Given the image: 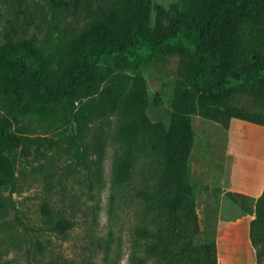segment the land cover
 <instances>
[{"label": "trees", "instance_id": "obj_1", "mask_svg": "<svg viewBox=\"0 0 264 264\" xmlns=\"http://www.w3.org/2000/svg\"><path fill=\"white\" fill-rule=\"evenodd\" d=\"M6 1L13 3L0 0ZM46 2L51 12L47 34L39 40L12 38L16 43L0 50V189L15 186L20 156L44 155L62 142L86 159L89 127L119 114L123 148L116 157V182L131 177L137 153L161 155L156 185L145 192L161 223L158 232L141 230L152 239L148 249L174 262L177 229L187 233L189 250L179 254L195 264H218L216 241L192 246L200 230L189 166L196 136L192 114L225 130L233 117L264 125V113L235 104L241 93L264 100V0H177L170 11L154 0ZM171 55L179 56L180 66L166 126L147 114L143 67ZM27 118L63 121L68 133L60 140L31 134ZM103 135L102 124L93 146L99 171ZM253 201L245 211L254 214L250 239L259 261L264 256V189ZM49 222L60 235L74 224L67 217Z\"/></svg>", "mask_w": 264, "mask_h": 264}, {"label": "rangeland", "instance_id": "obj_2", "mask_svg": "<svg viewBox=\"0 0 264 264\" xmlns=\"http://www.w3.org/2000/svg\"><path fill=\"white\" fill-rule=\"evenodd\" d=\"M176 1L154 0L168 11ZM11 2H0V50L15 44L12 38L18 36L42 39L49 29L46 0ZM179 66V56L171 55L143 67L150 98L147 114L153 122L170 125ZM235 104L264 113V100L251 93L239 94ZM192 118L196 136L189 166L200 221L192 246L216 241L218 264H264V256L258 261L255 247L244 236L234 230L218 232L220 219H235L246 206L254 207L257 197L229 191L228 184L232 171L238 184L264 179V125L237 118L232 132L235 153H228V132L220 123L200 114ZM109 121L98 120L89 127L84 160L62 142L44 155L18 158L15 186L0 189V264H195L179 254L189 253L187 233L181 230L176 229L171 245L178 253L174 262L148 249L152 239L141 230L158 232L161 223L145 192L156 185L161 155L137 153L131 177L116 182V157L123 148L119 114ZM26 123L31 134L60 140L68 133L59 120L27 118ZM102 124L106 147L99 171L93 146ZM60 217L74 222L65 235L50 229L49 220Z\"/></svg>", "mask_w": 264, "mask_h": 264}, {"label": "crops", "instance_id": "obj_3", "mask_svg": "<svg viewBox=\"0 0 264 264\" xmlns=\"http://www.w3.org/2000/svg\"><path fill=\"white\" fill-rule=\"evenodd\" d=\"M237 121V118L233 117L230 121V127L227 130L228 132V138H227V152L228 153H235L233 152L232 144L234 142V138L232 137L233 132V124ZM228 190L232 192H243L245 194L251 195L253 197H258L264 189V179L262 181H256L253 180L245 181L244 183H236L235 181V174L230 175V180L228 184ZM262 186V187H261ZM254 218V214L251 212L244 211L243 213H240L239 215H236L235 219H231L228 221H224L222 219L219 220V234L222 232V234H227L230 230H234L236 234L240 236H244L248 243L253 248L251 239H250V225L251 221Z\"/></svg>", "mask_w": 264, "mask_h": 264}]
</instances>
